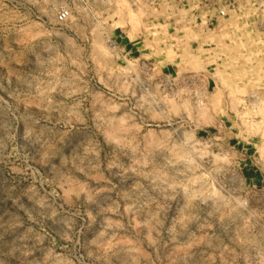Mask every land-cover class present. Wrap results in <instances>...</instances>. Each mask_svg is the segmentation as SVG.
<instances>
[{"label": "rangeland", "instance_id": "1", "mask_svg": "<svg viewBox=\"0 0 264 264\" xmlns=\"http://www.w3.org/2000/svg\"><path fill=\"white\" fill-rule=\"evenodd\" d=\"M123 1L0 0V264H264V0Z\"/></svg>", "mask_w": 264, "mask_h": 264}, {"label": "bare ground", "instance_id": "2", "mask_svg": "<svg viewBox=\"0 0 264 264\" xmlns=\"http://www.w3.org/2000/svg\"><path fill=\"white\" fill-rule=\"evenodd\" d=\"M114 1H115V0H114ZM116 2H118V1H116ZM123 2H124V1L122 0V3H123ZM113 3H114V2H113ZM119 4H120V3H119ZM125 5H127V4L124 2V7H125ZM120 7L122 8L123 6L120 5ZM128 8H129V6H128ZM125 9H126V8H125ZM127 10H128V9H127ZM129 11H130V10H128V13L125 12V13L127 14V16H128V17H127L128 19H126V20H128L127 23L129 22V23L133 26V25H135V24L138 22V19H139L140 17L138 18V17H137L138 14H137V15H136V14H132V13L129 12ZM132 11H133V10H132ZM78 12H79V11H78ZM80 12H81V11H80ZM118 12H119V11H118ZM123 12H124V11H123ZM133 12H134V11H133ZM114 13H115V12H114ZM135 13H136V12H135ZM69 16H70V15H69ZM125 16H126V15H125ZM48 17H49V16H48ZM70 18L72 19V17H70ZM137 18H138V19H137ZM123 19H124V17H123ZM137 24H138V23H137ZM164 26H165V25H164ZM97 32H98V31H97ZM156 32H157V31H156ZM91 33H92V32H91ZM94 33H96L95 30H94ZM94 33H92V34H94ZM96 34H97V33H96ZM98 34H99V33H98ZM98 34H97V35H98ZM94 36H95V35H94ZM94 36H93V37H94ZM99 36H101V35L99 34L98 37H99ZM101 37H102V36H101ZM95 39H96V38H95ZM99 39H101V38H99ZM101 41H102V39H101ZM102 43H103V42H102ZM103 45H105V44H103ZM92 47H93V45H92ZM94 47H95V50L97 51L98 54L100 53L101 55H102V54L104 55V54L107 53V52H106V49H105V46L103 47L102 44H100V42H98V41H95V43H94ZM106 57H108V56H106ZM106 57H105V58H106ZM103 58H104V57H103ZM239 92H241V91H239ZM252 92H253V91H252ZM253 93H254V92H253ZM253 93H251V94H253ZM251 94H250V95H251ZM253 95H254V94H253ZM255 95H258V94H255ZM255 95H254V96H255ZM251 97H252V96H251ZM259 97H260V96H259ZM255 98H256V96H255ZM248 99H249V98H248ZM252 99L255 101L254 97H253ZM252 99H251V100H252ZM253 100H252V101H253ZM238 101H240V100H238ZM259 101H260V100H259ZM257 102H258V101H257ZM252 103H253V102H252ZM255 103H256V102H255ZM258 103H260V102H258ZM258 103H257V104H258ZM253 104H254V103H253ZM255 105H256V104H255ZM256 108H257V107H256ZM257 109H259V108H257ZM260 111H262V114H263V112H264V100L260 103ZM259 113H260V112H259ZM260 114H261V113H260ZM262 114H261V115H262ZM262 116H263V115H262ZM263 117H264V116H263ZM242 118H243V117H242ZM261 120H264V119H261ZM262 122H264V121H262ZM262 122H260L259 124H261ZM255 123H256V122H255ZM244 124H245V123H244ZM245 125H246V124H245ZM252 125H254V124H252ZM255 125H256V124H255ZM255 125H254V126H255ZM247 126H248V125H247ZM249 126H251V125L249 124ZM249 126H248V127H249ZM254 126H252V127H254ZM262 126H264V125H262ZM262 126H261V127H262ZM261 127L259 126V128H261ZM249 128H250V127H249ZM247 129H248V128H247ZM250 129H251V128H250ZM263 129H264V128H263ZM253 130H254V129H253ZM258 130H259V129H258ZM261 131H263V130H261ZM263 132H264V131H263ZM263 134H264V133H263ZM234 214H235V213H234ZM236 216H237V215H236Z\"/></svg>", "mask_w": 264, "mask_h": 264}, {"label": "built area", "instance_id": "3", "mask_svg": "<svg viewBox=\"0 0 264 264\" xmlns=\"http://www.w3.org/2000/svg\"><path fill=\"white\" fill-rule=\"evenodd\" d=\"M57 18L61 22L66 21L69 18V12L67 10H61L58 13V17Z\"/></svg>", "mask_w": 264, "mask_h": 264}]
</instances>
